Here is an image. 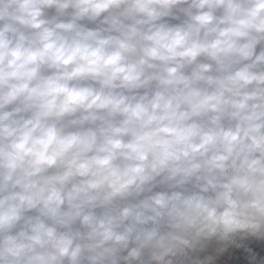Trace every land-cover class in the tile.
I'll list each match as a JSON object with an SVG mask.
<instances>
[{
    "label": "clouds",
    "instance_id": "9594fccd",
    "mask_svg": "<svg viewBox=\"0 0 264 264\" xmlns=\"http://www.w3.org/2000/svg\"><path fill=\"white\" fill-rule=\"evenodd\" d=\"M0 264H264V0H0Z\"/></svg>",
    "mask_w": 264,
    "mask_h": 264
}]
</instances>
